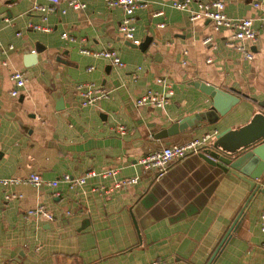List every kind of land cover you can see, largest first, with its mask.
Returning a JSON list of instances; mask_svg holds the SVG:
<instances>
[{
    "label": "crops",
    "instance_id": "0c3cea01",
    "mask_svg": "<svg viewBox=\"0 0 264 264\" xmlns=\"http://www.w3.org/2000/svg\"><path fill=\"white\" fill-rule=\"evenodd\" d=\"M198 1L211 0H195L189 10L175 8L174 0H147L135 12L140 44L134 46L120 33L122 9L106 0H86L81 10L61 0L54 13L36 8L50 6L49 0H0V179L19 180L0 183V264H264V192L253 195L247 178L199 155L175 161L161 177L140 163L171 144L241 128L264 112V0H222L230 18L253 19L258 37L246 43L252 60L230 45L231 29L191 20ZM208 36L213 40L207 44ZM83 48L113 49L125 66ZM16 70L26 71L28 81L13 96ZM159 80L173 88L165 107L138 106L147 91L167 90ZM194 80L229 90L240 101L217 117L211 97L191 85ZM85 83L110 96L82 106L79 86ZM119 124L127 134L115 130ZM106 168L118 169V179L139 181L110 196L93 187L114 178H91L74 190L64 182H26L32 173L55 180ZM39 206L54 220L27 216Z\"/></svg>",
    "mask_w": 264,
    "mask_h": 264
},
{
    "label": "built area",
    "instance_id": "2783aa9c",
    "mask_svg": "<svg viewBox=\"0 0 264 264\" xmlns=\"http://www.w3.org/2000/svg\"><path fill=\"white\" fill-rule=\"evenodd\" d=\"M51 5L48 7L45 6H36L38 10L43 12H51L54 13L57 11V5L61 2V0H49ZM195 0H174L173 5L175 8L180 10H189L192 3ZM69 6L75 10H81L86 7V0H69ZM107 5L110 8L119 7L123 11V18L120 23V33L123 38L131 43L140 44V40L135 36L136 32V17L135 12L140 7H147V0H106ZM197 10L193 11L191 14V20H209L214 24V28L219 30L221 28H228L233 31L230 45L235 48L237 51L241 52L246 58L252 60L254 58V53L246 47V43L253 42L257 39L258 33L253 26V19L251 18H241V19H232L230 18L226 12L225 7L226 4L222 0H211L209 2H197ZM256 7H259L260 4L256 3ZM66 12V10H63ZM162 12H155L153 15H161ZM161 27H165V24H160ZM36 30H49L48 28H43L40 25H32ZM264 29V22H263ZM62 38L69 41H75V38L70 36L67 33L62 34ZM212 36H208L205 39V43L212 42ZM84 41V40H82ZM13 48V46H10ZM83 53L93 54L98 57H103L109 60L113 65L116 66H125L124 61L118 55V53L113 49H106L100 52H92L89 49L83 48ZM211 61V58L208 59ZM3 64H7V62H3ZM90 68L89 70H91ZM12 79L15 83V88L12 90L13 96L19 95V90L23 88L27 81L28 76L27 72L24 70H16L12 73ZM160 82L166 84L167 90L164 92L158 90H149L144 95L139 97L136 101L138 106L149 105L154 108H163L167 104L169 97L173 95V88L165 81L159 80ZM79 94L81 96L80 104L82 106L93 105L98 100L108 98L110 96V92L106 89L95 86V84H81L79 86ZM115 130L122 135L127 134V127L125 125L119 124L116 125ZM217 132L208 133L202 136L201 138H196L185 144L174 143L169 146H166L160 150L154 151L150 154L143 156L140 159V163L145 168H156L158 171V177L163 176L168 170L169 166L177 160L186 158L190 155H199L204 153L209 146H211L216 138ZM119 173V170L116 168H106L101 171H96L94 169L88 170L86 173L73 176L69 173H65L60 179L55 180H45L39 173H32L28 178H26V182L40 186L43 184H47L52 187H58L60 182H64L67 184L69 189L74 190L80 187H83L87 184L88 180L95 177H101L103 179L106 178H114V181L111 185L100 184L97 187H93L94 191L100 192L103 195L110 196L116 190L127 188L129 186H133L139 181V177H130V178H116ZM19 182L18 179L10 178V179H0V183L7 185L11 183ZM59 195V194H58ZM28 217H39L46 219L48 221L54 220V215L47 210L44 206H39L37 208H32L27 211ZM2 216V212L0 211V219ZM263 221L262 230L264 232V213L261 216ZM144 264H162L160 260H155L151 262H147Z\"/></svg>",
    "mask_w": 264,
    "mask_h": 264
},
{
    "label": "water",
    "instance_id": "95a60500",
    "mask_svg": "<svg viewBox=\"0 0 264 264\" xmlns=\"http://www.w3.org/2000/svg\"><path fill=\"white\" fill-rule=\"evenodd\" d=\"M129 44L138 46V44L131 42ZM27 58L32 59L34 57ZM191 85L211 97V110L216 113L217 117L226 115L240 101V97L231 91L223 90L202 80H194ZM55 96L58 108H63L61 94L58 93ZM261 106L264 107V102H261ZM188 120L182 122L181 125L186 124ZM179 127L180 124L174 125L167 132L172 133L178 130ZM199 156L212 165L222 167L224 170L232 168L236 173L247 178L252 185L253 195L258 191L264 192V190H261V182H264V112H257L251 121L241 128L227 129L217 134L213 144ZM257 181H259L258 184ZM241 214L231 226L214 257L229 238Z\"/></svg>",
    "mask_w": 264,
    "mask_h": 264
}]
</instances>
